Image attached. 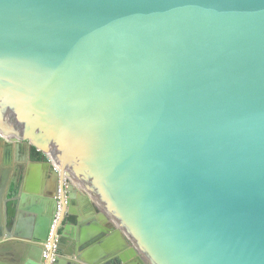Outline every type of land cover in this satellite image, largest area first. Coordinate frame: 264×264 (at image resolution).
Returning <instances> with one entry per match:
<instances>
[{
	"label": "water",
	"instance_id": "obj_1",
	"mask_svg": "<svg viewBox=\"0 0 264 264\" xmlns=\"http://www.w3.org/2000/svg\"><path fill=\"white\" fill-rule=\"evenodd\" d=\"M0 140L54 176L0 264L59 192L58 264H264V0H0Z\"/></svg>",
	"mask_w": 264,
	"mask_h": 264
},
{
	"label": "crops",
	"instance_id": "obj_2",
	"mask_svg": "<svg viewBox=\"0 0 264 264\" xmlns=\"http://www.w3.org/2000/svg\"><path fill=\"white\" fill-rule=\"evenodd\" d=\"M8 147V142L0 140V243L8 241L9 231L23 236L33 232L40 216L47 213L44 212L45 207H48L46 199L54 189V176L41 163L40 155L21 156L15 145L12 150ZM23 150L27 152L30 148L25 147ZM73 208L85 214L79 204ZM69 220L76 223L74 216L69 217ZM74 235L76 241L81 242L83 232L78 229ZM91 240L88 238L87 243ZM13 241L16 242V248L23 252H26L30 243L22 238H14Z\"/></svg>",
	"mask_w": 264,
	"mask_h": 264
},
{
	"label": "built area",
	"instance_id": "obj_3",
	"mask_svg": "<svg viewBox=\"0 0 264 264\" xmlns=\"http://www.w3.org/2000/svg\"><path fill=\"white\" fill-rule=\"evenodd\" d=\"M58 210L55 215V220H54V225L52 226V230L49 234L48 240L45 244V249L43 252V262L42 264H58V253H59V246H58V241H59V236L54 237V229L55 225L58 223V220L61 216L62 212V203L65 201V198L62 193H58Z\"/></svg>",
	"mask_w": 264,
	"mask_h": 264
},
{
	"label": "flooded vegetation",
	"instance_id": "obj_4",
	"mask_svg": "<svg viewBox=\"0 0 264 264\" xmlns=\"http://www.w3.org/2000/svg\"><path fill=\"white\" fill-rule=\"evenodd\" d=\"M10 145V144H9ZM37 153H36V151H34V150H32V149H30L29 151H24L23 150V148H22V150H21V156H28V155H30V156H35ZM36 156H39V154L38 155H36ZM20 158H22V157H20ZM46 244V243H45ZM134 264H142L141 262H139V261H136Z\"/></svg>",
	"mask_w": 264,
	"mask_h": 264
}]
</instances>
